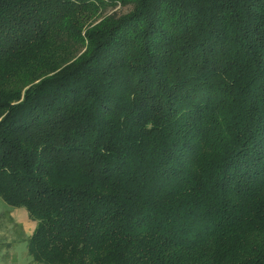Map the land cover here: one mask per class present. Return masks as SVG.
I'll use <instances>...</instances> for the list:
<instances>
[{"label":"trees","instance_id":"obj_1","mask_svg":"<svg viewBox=\"0 0 264 264\" xmlns=\"http://www.w3.org/2000/svg\"><path fill=\"white\" fill-rule=\"evenodd\" d=\"M0 199L32 264H264V0H0Z\"/></svg>","mask_w":264,"mask_h":264},{"label":"rangeland","instance_id":"obj_2","mask_svg":"<svg viewBox=\"0 0 264 264\" xmlns=\"http://www.w3.org/2000/svg\"><path fill=\"white\" fill-rule=\"evenodd\" d=\"M128 11L129 8L118 6L108 13ZM27 217L25 209H13L0 199V264H32L28 240L34 231V222Z\"/></svg>","mask_w":264,"mask_h":264},{"label":"crops","instance_id":"obj_3","mask_svg":"<svg viewBox=\"0 0 264 264\" xmlns=\"http://www.w3.org/2000/svg\"><path fill=\"white\" fill-rule=\"evenodd\" d=\"M17 210H20V209H17ZM27 216H28V213H27ZM28 217H29V216H28ZM28 217H27V218H28ZM28 219L31 220L30 218H28ZM31 221H32V220H31ZM33 222H34V221H33ZM35 228H36V223L34 222V231H35ZM34 231H33V233H34ZM33 233H32V235H33ZM32 235H31V236H32ZM29 239H30V238H29Z\"/></svg>","mask_w":264,"mask_h":264}]
</instances>
